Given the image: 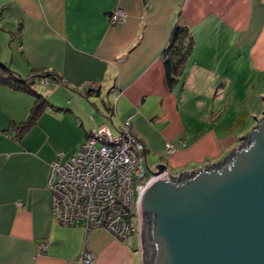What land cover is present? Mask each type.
<instances>
[{"label":"crops","instance_id":"1","mask_svg":"<svg viewBox=\"0 0 264 264\" xmlns=\"http://www.w3.org/2000/svg\"><path fill=\"white\" fill-rule=\"evenodd\" d=\"M116 9L126 17L112 25ZM175 27L188 29L192 48L170 85L163 56ZM0 63L31 89L0 83V264H78L83 249L93 264H143L137 233L119 240L53 219L50 167L91 130L117 135L127 120L148 168L178 176L220 162L232 132L251 126L241 116L223 123L230 102L213 89L264 74V0H0ZM91 85L99 90L86 95Z\"/></svg>","mask_w":264,"mask_h":264},{"label":"water","instance_id":"2","mask_svg":"<svg viewBox=\"0 0 264 264\" xmlns=\"http://www.w3.org/2000/svg\"><path fill=\"white\" fill-rule=\"evenodd\" d=\"M240 138L201 169L155 165L138 205L143 264H264V106Z\"/></svg>","mask_w":264,"mask_h":264},{"label":"built area","instance_id":"3","mask_svg":"<svg viewBox=\"0 0 264 264\" xmlns=\"http://www.w3.org/2000/svg\"><path fill=\"white\" fill-rule=\"evenodd\" d=\"M125 16L116 9L108 20L114 25ZM90 88L97 90L96 85ZM143 150V143L131 133L127 120L117 135L105 126L91 130L66 161L61 162L62 153H57L47 180L53 219L65 226L82 221L85 232L105 230L119 240H127L134 231L139 235V199L156 178L151 174L156 170L146 168L141 161ZM173 152L172 145L166 143L165 153ZM40 251H45V244L40 245ZM93 263L92 254L83 249L78 264Z\"/></svg>","mask_w":264,"mask_h":264},{"label":"rangeland","instance_id":"4","mask_svg":"<svg viewBox=\"0 0 264 264\" xmlns=\"http://www.w3.org/2000/svg\"><path fill=\"white\" fill-rule=\"evenodd\" d=\"M123 20H125V18ZM9 42L10 40L2 42V50L10 49ZM1 56H3V60H5L6 56L4 51ZM250 72L251 71H248L242 75L239 74L237 78L224 79V82L226 84L228 83L224 89H222V87L213 89V91L218 90L219 95H223L226 102H230V106L223 110V118H221L223 123H227L232 116L235 118L241 116L245 125L248 127L251 126L247 128L246 131H240L242 132L241 134L238 133L239 128L232 132L230 136L235 140L232 144V148L238 147L241 144L240 137L245 135V133L255 125L256 121L261 118L263 111L264 74L254 71H252L253 73ZM242 128L243 127H241V129ZM228 152H226V154H228ZM134 232V234L137 233L136 231Z\"/></svg>","mask_w":264,"mask_h":264},{"label":"trees","instance_id":"5","mask_svg":"<svg viewBox=\"0 0 264 264\" xmlns=\"http://www.w3.org/2000/svg\"><path fill=\"white\" fill-rule=\"evenodd\" d=\"M191 48L192 38L188 32V29L185 27H175L172 31L168 47L166 48L163 56L165 60L166 77L170 85L172 84V81H174L175 76L182 70L190 54ZM43 76L44 78H50L52 81H57V78L52 73H44ZM0 83L11 85L15 88L24 89L27 92H31V89L26 81L17 79L9 70V68L2 63H0ZM89 89L90 87L84 90V93H86V95L91 93ZM98 90L99 89H97L96 91ZM35 97L38 100L40 99L39 95L35 94ZM42 106V101L36 102L30 116V121L34 119L36 113L40 108H42ZM30 121H27L25 126L22 128L25 129V127L30 124Z\"/></svg>","mask_w":264,"mask_h":264}]
</instances>
